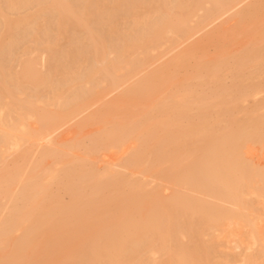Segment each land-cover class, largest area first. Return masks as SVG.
Listing matches in <instances>:
<instances>
[{
	"label": "bare ground",
	"instance_id": "1",
	"mask_svg": "<svg viewBox=\"0 0 264 264\" xmlns=\"http://www.w3.org/2000/svg\"><path fill=\"white\" fill-rule=\"evenodd\" d=\"M0 264H264V0H0Z\"/></svg>",
	"mask_w": 264,
	"mask_h": 264
},
{
	"label": "rangeland",
	"instance_id": "2",
	"mask_svg": "<svg viewBox=\"0 0 264 264\" xmlns=\"http://www.w3.org/2000/svg\"><path fill=\"white\" fill-rule=\"evenodd\" d=\"M11 16L13 17V16H16V15L13 14V15H11ZM230 22H231V21H230ZM230 22H228V23L226 24V26H227ZM232 22L234 23V20H232ZM230 24H232V23H230ZM230 24H229V26H230ZM42 27H43V26H41V29H42L41 31L43 32V28H42ZM251 28H252V27H251ZM241 30H242V29H241ZM249 30H250V29H249ZM244 31H245V30H244ZM42 32H41V33H42ZM18 33H20V32H18ZM22 33H23V32H22ZM22 33H21V34H17V36H19V35H20V36L23 35ZM26 33L29 34L27 31H24V35H23V36H25ZM32 33H33V32L30 33V36H29V37H28V35H26V38L28 37V38H27L28 40H25L27 43H26V42H24V44H21V42H17V43H20L21 46H23V47H24V46H27V45L30 44L29 46H32L33 48H36L37 45H36L35 47H34V45H32V44L34 43V41H33V43L30 42V40H32V38H31V34H32ZM41 33H40V35H41ZM32 35H34V34H32ZM42 35H43V34H42ZM23 36L18 37V40H21V39L25 38V37H23ZM234 36H235V35H234ZM234 36H233V35L231 36L232 39H233ZM22 37H23V38H22ZM41 37H42V36H41ZM231 37H229L228 39H230ZM26 38H25V39H26ZM30 38H31V39H30ZM29 39H30V40H29ZM195 39H198V40L201 39V41H199V43H200L201 45H202V44H205L206 42H207L206 44H208V42H210V41H208V40H207V41L205 40V41H204L205 43H203L204 35H203V38L200 37V39H199V38L197 37V38H195ZM222 39H224V38H222ZM222 39H220V40H222ZM245 39H248V37L245 38ZM61 40H62V39H61ZM66 40H67V39H66ZM66 40H62V43H65ZM233 40H234V39H233ZM233 40H231V41H232V44H233ZM228 41H230V40H228ZM22 42H23V40H22ZM60 42H61V41H60ZM191 42H193V41H191ZM196 42L198 43V41H195V42H193V43H195V45H196V44H197ZM216 42H219V41H216ZM216 42H215V43H216ZM224 42H225V41H224ZM226 42H227V39H226ZM17 43H16V45H17ZM31 43H32V44H31ZM62 43H61V44H62ZM66 43H67V42H66ZM199 43L197 44V46H198V45L200 46ZM210 43H211V45H212L214 42H210ZM215 43H214V45H212V47H213V46H214V47L217 46L218 43H217V44H215ZM219 43H220V46H219V44H218V46H219L220 48H218V50H217L216 47L213 48V49H212V48L207 49V48H209V47H206V46H208V45H206V46H204V50L207 49V51H204V52H203V51H202L203 48L200 49V48L198 47L197 50L200 51L201 53H200V52H197V50H196V52L199 53L200 56H202L205 52H208V51H209L208 53H210V52H212L211 50L216 49L215 51L217 52V56H218L220 53H222L221 51H220V53H219V49L222 48L221 45H222L223 41H222V42H219ZM34 44H35V43H34ZM36 44H37V43H36ZM76 44H77V46H78V44H80V43H77V42H76ZM76 44H75V45H76ZM187 44H188V43H187ZM187 44H186V48H187ZM225 44H226V43H224V45H225ZM228 44H230V46H232V44H231L230 42H229ZM228 44H227V45H228ZM16 45H15V46H16ZM73 45H74V44H73ZM190 45H191V46H192V45L195 46L194 44H190ZM227 45H226L225 47H230V46H227ZM235 45H236V43H235ZM235 45H234V46H235ZM19 46H20L19 44H18V47L16 46L17 49H18V48H20V49L22 48V47H19ZM191 46H190V47H191ZM197 46H195V48H196ZM209 46H210V44H209ZM236 46H238V44H237ZM239 46H240V45H239ZM239 46H238V47H239ZM32 47H31V48H32ZM188 47H189V45H188ZM201 47H203V45H202ZM210 47H211V46H210ZM240 47H242V46H240ZM240 47H239V48H240ZM31 48H30V50H31ZM75 48H76V47H75ZM183 48H185V47H183ZM235 48H237V47H235ZM239 48H238V49H239ZM17 49H15V50H16V51L20 50V49H18V50H17ZM199 49H200V50H199ZM223 49H225V48H222L221 50H223ZM226 49H227V48H226ZM228 49H230V48H228ZM32 50L34 51V49H32ZM230 50H231V49H230ZM232 50L235 51V49H232ZM224 51H226V50H224ZM236 51H237V50H236ZM226 52H227V51H226ZM228 52H229V50H228ZM175 53H176V52H175ZM208 53H206L207 55H204L206 59H210L213 55H216V53H214V51H213L214 54H213V53H210V54H212V55H211V57H209L210 54H208ZM218 53H219V54H218ZM223 53H224V52H223ZM31 54H33V53H31ZM31 54H27L28 56H27V55H25V56L23 55V56H21V57H22L23 59H27V58L30 57ZM171 54H172V53H171ZM169 55H170V54L166 55V58H167V56H169ZM173 55L175 56V54H173ZM170 56H171V55H170ZM207 56H208L209 58H207ZM217 56H216V58L219 57V56H218V57H217ZM214 57H215V56H214ZM18 58H20V57H18ZM169 58H170V59H169ZM169 58H167V59L171 60V58H173V57H169ZM212 58H213V57H212ZM161 60H162V59H161ZM163 60H165V57L163 58ZM163 60H162V61H163ZM162 61H159L158 63L160 64V62H162ZM165 61H166V60H165ZM165 61H164V62H165ZM158 63H157V64H158ZM159 64H158V65H159ZM193 64H194V62H193ZM193 64H192V65H193ZM161 65H168V64H167V62H165V63L162 62ZM192 65L190 66L189 63L187 64V67H186V68L188 69V73H189V71H190L189 69H191ZM159 66H160V65H159ZM189 66H190V68H188ZM186 68H182V67H181V69H182V70L184 69V70L181 71V69H180V71L178 72L179 74H178L177 76L179 77V76H180V73H182V72H187V69H186ZM185 69H186V71H185ZM43 70H45V69H43ZM178 70H179V69H178ZM191 70H192V69H191ZM190 72H191V71H190ZM183 74H184V73H183ZM185 74H186V73H185ZM185 74H184V75H185ZM180 77H181V76H180ZM180 77H179V78H180ZM182 78H183V77H182ZM42 89H43V87H42ZM30 92H31V91L28 90V93H30ZM46 93H47V92H46ZM44 94H45V92H44ZM116 94H117V93H116ZM47 95H50V94H46V96H44V97H45V98H44L45 100H47V98H49V96H47ZM114 96H116V95L114 94ZM25 97H26V95H25ZM111 97H112V96H111ZM113 98H114V97H113ZM113 98H110V99L108 98V99L111 100V99H113ZM108 99H107V100H108ZM109 100H108V101H109ZM133 102H134V101H133ZM133 104H134V105H133ZM133 104L131 105V103H124V104L121 106L120 109L122 110V109H124V108L127 107L126 112H129V111H128V108L133 110V109H135V108L137 107V106H135V103H133ZM123 106H124V107H123ZM132 106H133L134 108H133ZM53 107H54V106H53ZM53 107H51V108H53ZM97 107H98V106H97ZM122 107H123V108H122ZM54 109H55V108H54ZM95 109H96V107L94 108V110H95ZM136 109H137V108H136ZM92 111H93V109H92ZM90 112H91V111H89L88 113H86V115H88ZM122 112H125V111L122 110ZM86 115H85V116H86ZM80 120H81V119H79V121H80ZM79 121H78V122H79ZM78 122H73L71 125H68V126L65 127L61 132H59L58 135H57L58 138H59L58 140H60V138H61V140H65V139H66V140H67V139L71 140V139H73V138L76 140V137L79 139V138L83 135V134L80 135V132H82V133L85 132V133H86V131H87V132H88L87 135H89V132H90V131H91L90 133H93V131H94L96 128L99 129V126H101L100 124H102V123H99V122H92L94 125H93V124L90 125L89 123L86 124V125L83 124V125H85V129H86V131H85L84 127L82 128V126L80 127V126L78 125ZM75 123H76V124H75ZM97 123H98V125H97ZM88 125H90L91 127H89ZM78 126H79V127H78ZM86 126H87L88 128H86ZM92 126H93V127H92ZM95 126H96V127H95ZM101 127H102V126H101ZM68 129H69V130H68ZM81 129H83L84 131L81 130ZM89 129H90V130H89ZM98 129H97V130H98ZM72 132H73V133H72ZM77 132H78V133H77ZM74 133H75V134H74ZM64 134H65V136H63ZM74 135H76V137H74ZM85 135H86V134H84V136H85ZM68 136H69V137H68ZM62 137H63V138H62ZM66 137H67V138H66ZM74 139H73V140H74ZM67 196H68V195H67ZM65 197H66V195H65ZM64 199H65V198H64ZM66 199H67V201H68L69 196L66 197Z\"/></svg>",
	"mask_w": 264,
	"mask_h": 264
}]
</instances>
